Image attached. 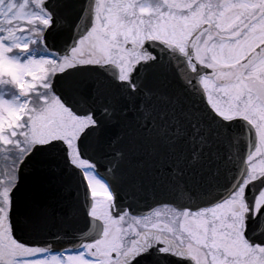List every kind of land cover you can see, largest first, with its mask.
<instances>
[{
  "label": "snow or ice",
  "instance_id": "1",
  "mask_svg": "<svg viewBox=\"0 0 264 264\" xmlns=\"http://www.w3.org/2000/svg\"><path fill=\"white\" fill-rule=\"evenodd\" d=\"M0 264H264V0H0Z\"/></svg>",
  "mask_w": 264,
  "mask_h": 264
}]
</instances>
